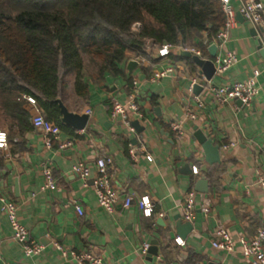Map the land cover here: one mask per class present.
<instances>
[{
	"label": "crops",
	"instance_id": "1",
	"mask_svg": "<svg viewBox=\"0 0 264 264\" xmlns=\"http://www.w3.org/2000/svg\"><path fill=\"white\" fill-rule=\"evenodd\" d=\"M246 1L231 0L236 25L225 50L216 53L231 51L239 61L227 73L207 80L214 86L245 82L259 70V96L249 107L239 101L221 106L200 85L202 91L195 93L193 81L206 75L193 57L201 52L199 58L214 61L209 48L216 45L217 36L204 53L199 47L208 37L204 33L187 48L171 49L167 59L159 58L158 48L147 41L148 58L129 54L121 76L91 73L88 98L75 100L69 108L64 104L71 112L89 115L86 129L61 130L52 149L34 126L7 127L9 146L0 150V197L18 205L20 223L44 249L37 256H25L0 203V264H75L62 256L56 244L69 252H92L110 264H251L239 240L254 237L264 228V189L257 184V171L264 173V52L260 31L239 13ZM181 50L193 52V57L182 56ZM131 61L137 62L132 72ZM166 68L172 72L156 83L150 81L155 72ZM134 82L139 84L137 89ZM133 93L143 118L135 120L140 127L131 130L112 111L114 102L126 104ZM193 96L201 97L203 108ZM30 108L35 116L38 111L44 116L38 107ZM190 114L197 118L191 120ZM174 123L183 125V136L172 130ZM195 128L220 148V163L206 162ZM67 143L71 145L60 148ZM132 148L135 160L129 153ZM99 159L110 161L109 184L118 196L113 212L98 203L95 163ZM80 163L91 167L86 181L73 172ZM45 166L52 168L57 181L52 192L42 191ZM202 180H206V192L198 184ZM191 192L195 208L189 221L184 208ZM129 195H149L156 205L153 217L144 218L136 203L124 208ZM77 205L83 216L77 214ZM219 228L233 238V252L213 247ZM176 238H182L185 246H178ZM146 243L150 249L143 254Z\"/></svg>",
	"mask_w": 264,
	"mask_h": 264
},
{
	"label": "trees",
	"instance_id": "2",
	"mask_svg": "<svg viewBox=\"0 0 264 264\" xmlns=\"http://www.w3.org/2000/svg\"><path fill=\"white\" fill-rule=\"evenodd\" d=\"M224 23L220 0H0V116L11 129L33 126L23 99L31 96L47 120L68 130L57 100L69 108L88 98L84 55L100 76L117 77L129 54L148 58L147 41L187 48L208 33L210 43ZM199 47L206 53L209 45Z\"/></svg>",
	"mask_w": 264,
	"mask_h": 264
},
{
	"label": "built area",
	"instance_id": "3",
	"mask_svg": "<svg viewBox=\"0 0 264 264\" xmlns=\"http://www.w3.org/2000/svg\"><path fill=\"white\" fill-rule=\"evenodd\" d=\"M222 3L223 13L225 15V23L223 29L218 33L216 37V46L218 50H225L226 43L229 40V34L232 28L236 25V11L234 10L231 0H220ZM240 15L244 20L248 21L256 30L260 31L259 40L264 49V3L259 0H247L244 2L240 9ZM205 45H209L208 37L206 38ZM170 45H163L158 48L157 54L161 59H167L171 55ZM196 54L201 57V52H196ZM237 56L231 51H225L222 55H217L214 58L213 64L217 75H223L227 73L235 64L238 63ZM172 72L171 68H166L162 71L155 72L150 81L156 83L160 79L164 78ZM260 71L255 70L251 78L245 82H236L232 84H225L221 86L208 85V80L206 77L202 76L196 78L193 83L194 85H200L208 90L212 95L214 101L225 106L231 102L239 101L243 107H249L254 100L259 96V82L258 78L260 76ZM139 86L138 82H134V88L137 89ZM198 107L201 109L204 107V101L200 96H193ZM25 99L31 106L37 107V102L35 98L31 96H24ZM130 100L126 104L120 102L113 103L112 114L115 118H120L123 125L132 130L133 122L135 120H140L143 118V114L140 110L137 94L133 93ZM91 114V111H88ZM189 118L195 120L197 116L195 114H190ZM33 126L40 129L45 134V145L48 149L53 148V143L55 140H59L61 136V128L55 123L47 120L43 114L38 111V114L33 118ZM172 130L176 132L179 136L184 135L183 125L180 123L172 124ZM0 134H3V139L0 140V150H6L9 146L8 134L6 131L0 130ZM71 144H63L60 148H65ZM132 158L136 159V149L132 148L129 151ZM110 161L105 159H99L96 161V193L98 197V203L101 207L109 212H113L114 206L118 202V196L116 191L110 186L107 172V164ZM43 176L45 179L44 185L42 187L43 192H52L57 187V181L54 177L53 170L49 166H45L42 169ZM73 172L78 175L83 181H86L91 173V167L84 163L77 164L73 168ZM194 174H198V169L194 168ZM257 184L264 189V173L261 170L257 171ZM1 212L5 214L10 222L12 229L13 239L21 245L22 251L27 257H33L39 255L44 247L30 238L28 229L20 223L18 217V205L8 200L7 198L1 196ZM133 203H136L142 216L144 218H152L155 213L156 205L149 195H129L125 198L124 208H129ZM195 208V193L191 192L188 196L187 204L184 208L185 218L187 220L192 219V213ZM76 212L79 216H83L84 212L81 206H75ZM203 212L209 213L208 208H203ZM175 243L184 247L185 242L182 238H176ZM241 246V252L246 257L249 258L251 264H264V228L261 229L254 237L251 238H240L239 240ZM57 250L61 252L64 258H70L75 264H110L109 262L103 260L101 257L95 255L92 252H75L68 251L65 247L56 244ZM213 247L218 250H223L227 252H233L235 249V242L230 234L222 228L215 231ZM150 249V244L146 243L143 246V254H147Z\"/></svg>",
	"mask_w": 264,
	"mask_h": 264
},
{
	"label": "water",
	"instance_id": "4",
	"mask_svg": "<svg viewBox=\"0 0 264 264\" xmlns=\"http://www.w3.org/2000/svg\"><path fill=\"white\" fill-rule=\"evenodd\" d=\"M243 18V17H242ZM217 46L213 45L209 48V52L211 57L215 58L216 53H217ZM260 50L264 52V49H262V46L260 47ZM182 56L187 57V58H192L193 57V52L190 51H183L181 50ZM193 60L196 62L198 66H200L201 69H203L206 77L208 80H211L215 73V66L212 61L208 60H202L199 57H193ZM137 66V62L131 61L129 62L128 69L130 72L133 71L134 67ZM196 94H200L202 91V87L200 86H195L194 89ZM57 103L59 105V109L61 112V123L62 125L71 128L75 131H84L89 123V115L87 114H78L75 112L69 111V109L64 105V103L61 100H57ZM133 126L136 128L140 127L139 121L133 122ZM194 136L196 140L200 143L202 146L206 162L210 165H213L215 163H220V148L218 146H214L211 140H209L200 130L195 128V133ZM201 186V191L206 192V180H202L198 183ZM191 229V228H190Z\"/></svg>",
	"mask_w": 264,
	"mask_h": 264
},
{
	"label": "rangeland",
	"instance_id": "5",
	"mask_svg": "<svg viewBox=\"0 0 264 264\" xmlns=\"http://www.w3.org/2000/svg\"><path fill=\"white\" fill-rule=\"evenodd\" d=\"M138 32H139V25H134L133 33L138 34ZM83 57L89 73L91 74L97 72V66L91 62L90 58L87 55H84ZM7 127H8L7 121L0 116V130L5 129L4 131H6Z\"/></svg>",
	"mask_w": 264,
	"mask_h": 264
},
{
	"label": "snow or ice",
	"instance_id": "6",
	"mask_svg": "<svg viewBox=\"0 0 264 264\" xmlns=\"http://www.w3.org/2000/svg\"><path fill=\"white\" fill-rule=\"evenodd\" d=\"M3 139V134H0V140H2Z\"/></svg>",
	"mask_w": 264,
	"mask_h": 264
}]
</instances>
